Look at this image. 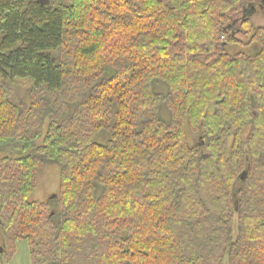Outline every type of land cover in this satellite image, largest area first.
<instances>
[{
	"label": "trees",
	"instance_id": "trees-1",
	"mask_svg": "<svg viewBox=\"0 0 264 264\" xmlns=\"http://www.w3.org/2000/svg\"><path fill=\"white\" fill-rule=\"evenodd\" d=\"M257 12L263 0H0V152L16 153L0 159V260L26 241L31 264H264ZM45 165L58 194L29 201Z\"/></svg>",
	"mask_w": 264,
	"mask_h": 264
},
{
	"label": "rangeland",
	"instance_id": "rangeland-1",
	"mask_svg": "<svg viewBox=\"0 0 264 264\" xmlns=\"http://www.w3.org/2000/svg\"><path fill=\"white\" fill-rule=\"evenodd\" d=\"M242 16L237 17L236 25L239 23ZM252 22L255 26L264 25V17L261 13L257 12L252 17ZM235 25V26H236ZM233 36L241 41L247 42V38L243 36L240 32L233 34ZM259 47L257 45H251L249 47H241L239 44H234L232 46L227 47V51L230 54H234L237 52H242L245 54H255L258 52ZM29 88V84L25 81H20L14 86H12L13 95L16 99H23L25 102H28V98H26V92ZM187 140L189 145L193 146L196 144L197 140L195 136H193L188 130L186 131ZM106 140L105 136H99L97 138L98 142H103ZM39 141L38 143H40ZM231 138H229L227 151L229 150ZM7 156H16L15 152H10L7 150H2L0 152V159ZM59 187V167L56 165H45V167L37 174L36 176V186L34 192L29 197V201L32 202H47L52 196H56L58 194ZM1 251L2 247H1ZM3 253V252H1ZM0 253V254H1ZM0 264H31L30 256H29V248L28 243L26 241H18L16 243L15 252L9 262H3L0 260Z\"/></svg>",
	"mask_w": 264,
	"mask_h": 264
},
{
	"label": "water",
	"instance_id": "water-1",
	"mask_svg": "<svg viewBox=\"0 0 264 264\" xmlns=\"http://www.w3.org/2000/svg\"><path fill=\"white\" fill-rule=\"evenodd\" d=\"M263 3H264V0H263ZM235 24V23H234ZM230 28V25L229 26H227V28L226 29H229ZM225 29V30H226ZM233 35V34H232ZM251 106L252 107H254V100H253V98L251 97ZM245 177H246V174H242L241 175V177H240V179H241V181H244L245 180ZM53 198L55 197V196H52ZM0 252H2L1 250H0Z\"/></svg>",
	"mask_w": 264,
	"mask_h": 264
}]
</instances>
